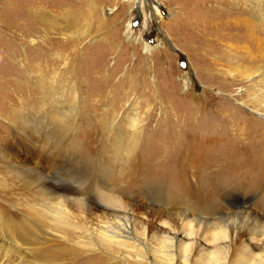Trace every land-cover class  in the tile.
I'll return each instance as SVG.
<instances>
[{
	"label": "rangeland",
	"instance_id": "rangeland-1",
	"mask_svg": "<svg viewBox=\"0 0 264 264\" xmlns=\"http://www.w3.org/2000/svg\"><path fill=\"white\" fill-rule=\"evenodd\" d=\"M221 1L197 6L199 0H0V264H22L17 251L31 264H42L55 247L69 245L61 239L65 233L39 230L23 237L21 219L27 218L17 205L28 193L17 179L7 178L4 163L34 169L42 159L37 169L42 173L54 166L74 173L79 167L85 187L68 194L83 195L100 214L105 209L92 201L95 193L115 191L123 206L135 208L136 226L146 235L166 231L156 230L151 207L163 214L186 209L213 220L233 208V197L248 210L225 223L240 232L235 248L248 230L264 232V86L261 78L247 79L218 61L225 47L240 51L241 36L228 27L216 35L215 28L231 16ZM67 11L74 29L51 34L42 26L48 17L42 22L41 13L61 17ZM201 11L208 19L195 20L193 14ZM179 12L185 24L175 19ZM47 59L54 68L42 74L55 77L51 90L37 82L40 70L30 69L35 61L50 65ZM33 96L42 99L36 121L63 138L67 149L77 146L79 155H72L78 164L67 150L53 160L38 148L21 146L3 113L17 98L29 103ZM70 110L75 115L64 113ZM21 128L35 144L34 125ZM132 137L139 146L133 160L112 165L109 148L101 145L115 139L127 144ZM151 193L158 204L150 202ZM71 244L78 255L64 254L65 264L85 263L88 253L73 239ZM150 245L160 250L157 242ZM251 246L264 256V248Z\"/></svg>",
	"mask_w": 264,
	"mask_h": 264
},
{
	"label": "bare ground",
	"instance_id": "bare-ground-1",
	"mask_svg": "<svg viewBox=\"0 0 264 264\" xmlns=\"http://www.w3.org/2000/svg\"><path fill=\"white\" fill-rule=\"evenodd\" d=\"M204 1L199 0L197 6H200ZM261 1H221L226 10L231 12L232 17L229 15L228 20L215 28V33L221 37L223 34L220 33H222L223 28L228 27V29L234 31V34H241L240 38H238L240 39L239 44L236 43L240 47V51L236 52L235 49L225 47L224 51L226 55L223 58L219 57L218 61L224 63L230 69V72L236 71L244 74L247 79L253 78V76L254 78L255 76L261 78L264 86V4ZM245 2L253 4V7L244 9ZM239 11L240 14H238ZM199 14H193L195 20L203 21L204 19H208L202 11ZM39 18H41L42 22L47 18L42 26L51 34L58 30L69 32L75 27L71 12L69 11L61 17H49L48 14L41 13ZM175 19L180 25L185 24L184 14L179 12V15ZM58 22L61 23L60 26ZM242 25L244 31H240ZM170 37L172 38V36ZM223 37H226V35ZM47 61L45 64H50ZM41 64V62L39 65L38 61H35L30 64V69L40 70V74L35 75L38 77L37 82L51 90L49 85L53 84L55 77L52 79V77L46 76V72L53 69L54 64L48 66H41ZM239 68H244L245 71H240ZM42 71H46V74H42ZM48 89H45L47 93L49 92ZM31 98L33 99L29 103L26 100V102H23L21 97L17 98L16 103L10 104L9 108L11 109L3 113L5 120L8 123L11 122V126L21 137V146L23 148L26 146L38 148L39 153L42 155L48 154L47 157L52 156L53 160L66 153L67 150V152L71 153H66L71 156L67 158L71 162L78 164L76 157H74L75 155H79L76 153L77 146L71 145L67 149L66 141L63 138H60L54 131L45 129L43 121H36L39 107L42 105V99L40 100L34 96ZM68 105L74 106L75 104L71 102ZM72 112L70 110L64 113L70 115ZM18 124L19 126L20 124L21 126L34 125V131H32L37 138L35 144L26 140V133L21 126L20 129L16 127ZM132 140H134V137L131 138L130 143L123 144L120 139H115L111 145H101L104 148H109L107 151L111 155L110 163L112 165H120L123 160L126 162L131 159L133 160L139 146ZM72 153L75 155H72ZM41 160L39 159L36 162L37 166L34 169L19 168L4 163L3 173L10 175L7 178L17 179L28 193V196L24 198L23 204L17 205L22 209L25 214L24 216L27 218L21 219V234L23 237H28L29 233L42 230L45 232L49 231L52 234L63 235L65 233L63 236L60 235L61 239H64L65 242L69 241V245H64V243L61 246L55 247L52 251V256L42 257V264H65L66 260L64 261L62 257L64 254H68L69 252L77 254L78 250H75L72 244L70 245L72 239L74 240V245H79V251L81 250L85 254L88 253L87 255L90 256H88V260L83 264H103L105 260L108 262L107 264H264V256L255 254L251 246V244H255L257 247L264 248V238L261 237L262 239H259L260 236L264 237V232L256 234L254 231L251 233L248 230V235H244L248 237L247 239L242 240L244 237L242 235L240 236L241 243L236 248L233 244L239 232L238 228H231L229 224L225 223L235 216L241 215L245 217L248 215V210L246 211L243 207L245 203H241V200L236 197H233L229 202L233 204V208L220 213L213 220H209V218L201 214L198 215L196 213L193 214V212H188L189 210L187 211L186 209L183 212L163 214V211L160 209L151 207L148 213L152 215L151 220H154L157 225L156 230L165 229L166 231L160 235H157L156 231L146 235L145 229L140 231L136 226L137 221H135L134 216L136 215L135 208L132 205H129L130 208H128L129 206H123L115 191H110L106 194L95 193L92 201L103 207L106 212L101 211L100 214L93 213V203L83 201V195L77 198L68 194L69 192H81L83 191V187H85L87 179L84 174L78 171L79 167L74 173H64L62 169L58 170L54 168L55 166L48 168L46 173H42L40 172L41 170H37ZM83 160L86 163L92 162L87 157L83 158ZM0 163H2L1 159ZM121 170L122 172L124 171L123 167ZM46 184H48V187ZM96 191L98 192V189ZM149 200L150 202L153 201L152 203L154 204H158V201H160L159 197L154 193L150 194ZM70 206L75 207L79 213H73L74 211L70 210ZM146 210L148 209L146 208ZM158 214H162V216L160 217ZM75 221H81V224L75 225ZM70 222L75 226H70ZM244 228L246 227L244 226ZM65 236L68 237L66 238ZM151 241L157 242L160 245V250L153 248L150 245ZM16 255L20 256L19 260L22 264H31L30 258L25 253L21 254L17 251ZM96 255H99V257H95Z\"/></svg>",
	"mask_w": 264,
	"mask_h": 264
}]
</instances>
